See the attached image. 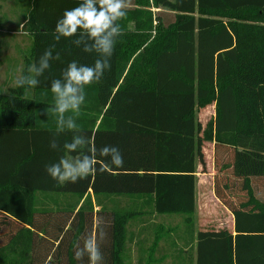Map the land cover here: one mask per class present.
I'll return each instance as SVG.
<instances>
[{"label": "trees", "instance_id": "obj_1", "mask_svg": "<svg viewBox=\"0 0 264 264\" xmlns=\"http://www.w3.org/2000/svg\"><path fill=\"white\" fill-rule=\"evenodd\" d=\"M8 1L0 0V29ZM12 1L24 3L31 42L21 73L52 45L60 59L35 88L14 85L0 96V264H88L75 252L89 235L99 238L104 264H264V0H130L111 69L86 86L77 118L97 150H120L123 167L98 155L94 174L64 184L45 166L78 153L63 150L67 131L60 150L49 147L51 81L71 61L98 57L76 37L54 39L57 21L81 0ZM210 105L203 124L197 113ZM208 143L230 181L225 191L215 182V197L233 231L195 230ZM177 214L189 229L173 238L175 228L157 217Z\"/></svg>", "mask_w": 264, "mask_h": 264}, {"label": "clouds", "instance_id": "obj_2", "mask_svg": "<svg viewBox=\"0 0 264 264\" xmlns=\"http://www.w3.org/2000/svg\"><path fill=\"white\" fill-rule=\"evenodd\" d=\"M130 0H81L79 5L65 10L61 19L57 21L54 39L76 37L72 43L82 47L85 53H96L92 65L79 64L71 61L63 70L61 78L51 81L53 106L45 110L46 115L51 113L55 117L56 133L49 141V147L60 150L58 136L70 132L71 140L65 141L62 148L66 155L52 164L46 165L47 174L60 184L67 182L77 183L87 179L97 171V156L110 158L112 165L123 167L122 153L115 146H104L97 150L91 143L88 135L81 131L77 118L86 99V86L98 83L106 71L111 69V57L114 53L117 38L123 35L121 21L129 7ZM50 46L39 57L36 63L27 68V74L21 73L14 81L15 86L35 88L40 84V77L51 68V61L59 60L60 55H53ZM75 256L83 261L87 257L88 264H104V255L101 251L99 238L89 235L84 239L82 246H77Z\"/></svg>", "mask_w": 264, "mask_h": 264}, {"label": "rangeland", "instance_id": "obj_3", "mask_svg": "<svg viewBox=\"0 0 264 264\" xmlns=\"http://www.w3.org/2000/svg\"><path fill=\"white\" fill-rule=\"evenodd\" d=\"M4 6H6V8L4 9L3 7V10H2L3 15L13 14L12 11L8 10L11 6L17 9V13H16L17 19L19 18L21 14H23V12H25L24 3H17L15 1L10 0V2L8 1L7 5H4ZM152 11L154 13H156V11H160L163 14L170 15V11L166 9L152 8ZM166 22L168 21L166 20ZM156 24L157 23L154 21L153 25L156 26ZM3 26L4 24L2 25V29H4V31L16 32L17 30L12 24H8V25L6 24L4 27ZM128 27L130 30H132L134 27L133 23H130ZM2 29H0V31ZM153 35H155L154 29L152 30V36ZM1 41H3V37L0 39V43ZM8 42L12 47L10 50H5L4 48L0 47V60L3 58L5 53L6 55L7 54L14 55L15 57L21 58L20 55H23L22 51H24L25 53L29 45L28 38H20V37H15L13 39L9 38ZM0 75L3 76V73L1 74L0 72ZM15 76H17V73ZM4 90L5 89H0V93L3 92ZM197 115H198L199 120L203 124H205L214 115V106L210 105L204 109L199 110ZM204 154H205V160H206V166H205L206 173L199 172V176H198V183H200L201 187L204 186V188L198 187V190H199L198 203H197L198 209L195 214V230L196 231L204 230V229H220L222 227H226L229 221L227 217L228 215H226L227 214L226 211L222 210L219 206L214 207V210H213L214 213L210 212V210L206 211L205 209L202 208L204 207V205H206V202L209 205H212L214 202H216L215 182L220 185L223 191H225L228 185V181H229L228 175L224 173L223 171H220L222 168L221 165L217 166L215 164V154H214V149H213L212 144L208 143L204 145ZM200 169H201V166L198 165V171H200ZM204 193L206 195H204ZM244 193H245L244 189L239 191L240 196L244 195ZM261 196H262V199L264 200L263 192ZM226 198L231 199V200L234 199L233 197L228 198L227 196ZM183 218H184V215H178V214L173 215V216H170V215L161 216L160 215L157 217V222L162 223L164 227L173 226L176 232H173L171 235L173 236V238H175L176 233L180 234L182 233V231L184 232V230L189 229L188 225L184 223ZM177 241L180 247H184L185 244L183 243V241L179 239ZM184 241L186 242L188 241V239L185 237ZM165 264H171L170 260H166Z\"/></svg>", "mask_w": 264, "mask_h": 264}, {"label": "crops", "instance_id": "obj_4", "mask_svg": "<svg viewBox=\"0 0 264 264\" xmlns=\"http://www.w3.org/2000/svg\"><path fill=\"white\" fill-rule=\"evenodd\" d=\"M4 5H7V3L4 4ZM5 8H6V6H4V9ZM10 8L8 9L9 11H10ZM20 17L21 16H19V18L17 19L16 15L7 14V20L5 21L4 26L6 24L7 25L8 24H12V25H14V27L17 30H16V32H12V31L10 32V31H4V29H2L0 31V39L3 37V41H1L0 47L4 48L5 50H10L12 46L8 42L9 38L10 39H13L15 37L28 38L29 45H28V48L25 51V53H26L28 51V49H29L30 44H31L30 35L28 34V32L24 31V29H25L24 28V23L22 22V19ZM18 22H19V24H18ZM2 32H4V33H2ZM3 34H4V36H3ZM22 52H23V55H20L21 58L15 57L14 55H9V54L6 55V53H5L3 58L0 60V72H1V74L3 73V76L0 75V89H5L3 92L0 93V96L5 95V93L7 92L8 88H10V87L15 85L14 81H15L16 77L21 74V70L23 68V59H24V54H25L24 51H22ZM16 73H17V76H15ZM198 187L199 188L201 187L200 183L197 184V203H198V196H199ZM201 188H204V186H202ZM204 195H206V194L204 193ZM218 206L222 210H225L226 213H227L226 215H228L227 217H228L229 221H228L226 227H224V228H227L228 230L233 231V229H234L233 216L228 210L225 209V207L220 205V203H219V201L217 199H216V202H214L212 205H209L206 202V205H204V207H202V208L205 209L206 211L210 210V212L214 213V211H213L214 207H218ZM197 209H198V205H197ZM132 231H136L137 232L136 229H134ZM174 240L176 241V239H174ZM129 246H130L131 252L133 253L132 255H134L136 253V250H135V248H133V244H130Z\"/></svg>", "mask_w": 264, "mask_h": 264}]
</instances>
